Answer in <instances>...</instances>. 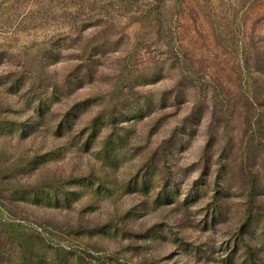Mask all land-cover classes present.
Wrapping results in <instances>:
<instances>
[{"label": "rangeland", "instance_id": "rangeland-1", "mask_svg": "<svg viewBox=\"0 0 264 264\" xmlns=\"http://www.w3.org/2000/svg\"><path fill=\"white\" fill-rule=\"evenodd\" d=\"M0 264H264V0H0Z\"/></svg>", "mask_w": 264, "mask_h": 264}]
</instances>
